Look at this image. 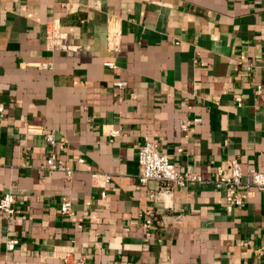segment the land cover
<instances>
[{"label":"crops","instance_id":"0c3cea01","mask_svg":"<svg viewBox=\"0 0 264 264\" xmlns=\"http://www.w3.org/2000/svg\"><path fill=\"white\" fill-rule=\"evenodd\" d=\"M0 104V196H15L0 264H76L69 247L94 264H264V193L240 185L228 211L214 183L228 158L243 180L264 170V0H0ZM29 124L53 129L70 177ZM145 137L202 179L151 197Z\"/></svg>","mask_w":264,"mask_h":264},{"label":"built area","instance_id":"2783aa9c","mask_svg":"<svg viewBox=\"0 0 264 264\" xmlns=\"http://www.w3.org/2000/svg\"><path fill=\"white\" fill-rule=\"evenodd\" d=\"M42 67H52V64L47 61L40 63ZM118 84H122L123 81H116ZM260 87V85H258ZM237 104H240L241 98L236 97ZM3 111V105L0 104V112ZM200 117H195L193 120H187L183 123L182 128L186 131L190 129L192 121H199ZM117 131V130H115ZM114 131V132H115ZM26 133L29 135L41 134L44 136L46 142L50 146L48 155L45 158L44 167L49 170H61L70 177L74 170L67 164L62 158L58 157L56 152L52 149V146L58 144L60 147L62 144L56 140L53 129L44 130L40 125L29 124L26 126ZM180 150L181 147H177ZM82 161L83 158H78ZM138 162L140 165V171L138 173V179L140 182H146L148 180H154L158 182V186L149 192L151 197H157L160 193H167L172 191L174 186H184L189 181L201 180L202 177L198 173H194L190 168L185 170H179L176 168L175 163L166 152H163L159 148V144L156 140L149 137H145L142 143L138 147ZM216 178L214 183L217 187L225 186V207L228 211L234 209V207H240L244 203V195L240 189V185L245 187V193L247 196H251L254 193V189L257 188L264 193V170L250 167L247 170V178L243 180V171L241 162L237 157L228 158L220 163L216 169ZM92 175H98L102 177L104 182H108L111 178L110 173L93 172ZM105 190L101 191V195H105ZM15 196L13 193L7 191L0 196V210L4 213L11 215L15 211L14 207ZM60 212L62 214L72 215L74 210L72 208L71 199L67 195H63L60 201ZM143 226L146 229L152 227V217H148ZM18 242V239L13 237L6 240L5 245L7 249H13ZM260 251V248H256ZM73 250L69 247L63 254L64 260L70 258L76 264H94V261L88 259L86 255H81L78 258L72 256Z\"/></svg>","mask_w":264,"mask_h":264}]
</instances>
